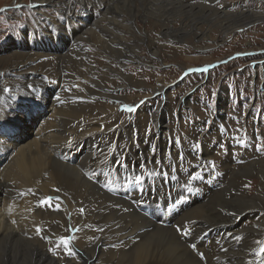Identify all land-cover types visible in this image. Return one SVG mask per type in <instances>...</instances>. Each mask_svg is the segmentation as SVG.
I'll use <instances>...</instances> for the list:
<instances>
[{
  "label": "bare ground",
  "instance_id": "obj_1",
  "mask_svg": "<svg viewBox=\"0 0 264 264\" xmlns=\"http://www.w3.org/2000/svg\"><path fill=\"white\" fill-rule=\"evenodd\" d=\"M190 1L32 0L64 19L40 18L16 39L0 38V264L264 261V156L218 123L230 95L221 91L209 124L192 123L180 115L189 103L171 105L169 82L125 71L129 61L151 64L140 39L126 35L141 15L178 41L202 21L233 31L264 20V12L229 15L225 5ZM157 41L147 43L153 57ZM125 87L143 91L135 98ZM156 93L166 99L153 108ZM126 106L135 110L124 115ZM47 197L51 206L41 203Z\"/></svg>",
  "mask_w": 264,
  "mask_h": 264
},
{
  "label": "rangeland",
  "instance_id": "obj_2",
  "mask_svg": "<svg viewBox=\"0 0 264 264\" xmlns=\"http://www.w3.org/2000/svg\"><path fill=\"white\" fill-rule=\"evenodd\" d=\"M190 2L198 4L199 8L202 4H207L212 9H219L225 5L229 15L238 14L242 8H248L257 14L264 12V0H192ZM81 8V4H77L74 9L77 11ZM101 10L97 7V12L95 11L99 18L102 17ZM170 12L174 15L172 11ZM53 17L57 20L64 19V15L58 9L33 8L32 0H0V38L11 36L16 39L20 36L21 27L38 24L40 18L44 20L43 23L48 24ZM167 19L169 20H166L165 24L173 27L169 25L171 18ZM154 22L141 15L134 20L132 30L126 34L128 38L140 39L138 46L142 49L141 56L151 63L149 66H147L148 62L137 66L135 62L129 61L125 67L126 73L147 84L153 85L156 79L173 84L170 93L174 95V99L171 105L178 108L181 101L189 103L180 115L183 119L190 118L192 123L211 122L216 115L215 109H220L218 97L225 89V93L231 95L218 123L220 126L226 125L225 129L232 131L231 139L236 138L238 144L244 143L245 146L251 143L250 145L257 147L258 150L260 148L262 151H257L264 156V20L251 21L247 26L233 31L212 30L202 21L197 26L200 31L191 35L187 41L165 37L161 33L164 25ZM186 22L191 25L190 19L185 20L184 23ZM179 23L178 21L177 26H180ZM14 30L15 33H12ZM150 39L158 40L161 48L159 54L154 57L147 48ZM204 44L208 46L204 48ZM97 51L98 49L93 50V52ZM131 89L127 92L124 90L123 93L135 97L143 91V89ZM153 99L148 103L150 107L156 108L164 97ZM147 100L148 98L142 99L139 104L143 105ZM128 111L122 109L124 115L129 114ZM197 113H204L205 117L199 118ZM176 117L180 118L179 115ZM206 117H209L208 120ZM39 124L40 122L36 124V129L39 128ZM241 146L240 149L244 148V145ZM223 147L221 148L225 150L223 152L225 154V145ZM248 189H251V186H248Z\"/></svg>",
  "mask_w": 264,
  "mask_h": 264
},
{
  "label": "snow or ice",
  "instance_id": "obj_3",
  "mask_svg": "<svg viewBox=\"0 0 264 264\" xmlns=\"http://www.w3.org/2000/svg\"><path fill=\"white\" fill-rule=\"evenodd\" d=\"M7 90V89H6ZM128 107V110L131 112V111H134L135 110V107L134 106H126ZM58 191V190H57ZM52 197H47L45 198L44 201H42L41 203H44V204H48L49 206H51V201H52ZM82 211V210H81ZM182 231V229H180ZM38 231H42V230H38ZM72 240V237H61L60 238V241H61V244L65 245V246H68L70 245V242ZM257 243H261L259 241H257ZM193 247H195V245H193ZM69 253L71 254V249L69 248ZM259 253L262 257H264V244H262V246L260 247L259 249ZM261 264H264V261L261 262Z\"/></svg>",
  "mask_w": 264,
  "mask_h": 264
}]
</instances>
